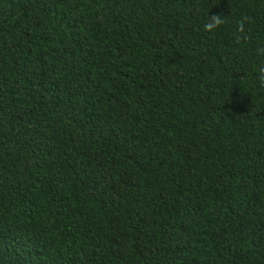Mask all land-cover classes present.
<instances>
[{
    "label": "trees",
    "instance_id": "16d2710c",
    "mask_svg": "<svg viewBox=\"0 0 264 264\" xmlns=\"http://www.w3.org/2000/svg\"><path fill=\"white\" fill-rule=\"evenodd\" d=\"M0 264H264V0H0Z\"/></svg>",
    "mask_w": 264,
    "mask_h": 264
},
{
    "label": "clouds",
    "instance_id": "9594fccd",
    "mask_svg": "<svg viewBox=\"0 0 264 264\" xmlns=\"http://www.w3.org/2000/svg\"><path fill=\"white\" fill-rule=\"evenodd\" d=\"M225 19L220 15L209 16L208 19L203 24V31L209 34H216V32L223 26Z\"/></svg>",
    "mask_w": 264,
    "mask_h": 264
}]
</instances>
